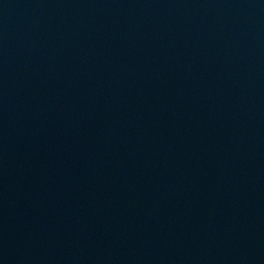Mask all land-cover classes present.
Returning <instances> with one entry per match:
<instances>
[{
  "label": "water",
  "instance_id": "water-1",
  "mask_svg": "<svg viewBox=\"0 0 264 264\" xmlns=\"http://www.w3.org/2000/svg\"><path fill=\"white\" fill-rule=\"evenodd\" d=\"M0 264H264V0H0Z\"/></svg>",
  "mask_w": 264,
  "mask_h": 264
}]
</instances>
